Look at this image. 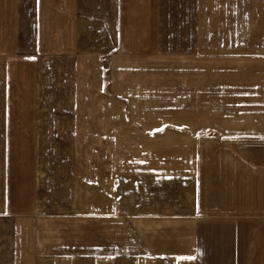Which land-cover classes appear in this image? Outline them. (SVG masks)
Instances as JSON below:
<instances>
[{
    "label": "crops",
    "instance_id": "obj_1",
    "mask_svg": "<svg viewBox=\"0 0 264 264\" xmlns=\"http://www.w3.org/2000/svg\"><path fill=\"white\" fill-rule=\"evenodd\" d=\"M59 58L144 152L80 192L27 149ZM0 264H264V0H0Z\"/></svg>",
    "mask_w": 264,
    "mask_h": 264
},
{
    "label": "rangeland",
    "instance_id": "obj_2",
    "mask_svg": "<svg viewBox=\"0 0 264 264\" xmlns=\"http://www.w3.org/2000/svg\"><path fill=\"white\" fill-rule=\"evenodd\" d=\"M104 64L107 66L108 62L105 61ZM45 65L51 67L44 68H46V72L50 68L53 80L43 86L46 91L41 93L39 98L42 107L28 110V113H30L32 117H35L37 121L36 126L28 125L27 127L31 132L34 131L32 133L34 134V140H31V142L27 144V149H30V155L35 159L36 164L38 163V165L41 166L42 172H40L39 176L46 180L50 174L51 167L56 165L57 172L51 175L57 177L59 186L65 187L67 185L69 188L74 189L75 192L77 190L80 192L79 190H84L85 187L84 184H81V177L88 176L90 181L92 180L95 182V171L97 166L113 164L123 165L128 164L130 160L134 159L139 161L140 155L144 154V152L142 149L138 148V144H135L136 141L126 142L122 140V142L119 143V139H105L102 134H106L107 138L109 125H105L104 133L103 130H101L102 132L98 134V131L94 129V127H97L96 116L98 112H102V110L107 112L109 109L106 104H101V106H105V108L102 109L97 108V106H93L91 109L88 107L92 104V97L95 99L97 97L98 101L100 99L99 94L101 93L98 94L92 91L94 89L91 85L92 82L81 86V84L85 83V78L84 80H80V83H78V91H76L77 83H75L76 76L74 69L70 66L68 67L65 59L59 58V61L55 60V63H45ZM220 66L225 65L221 64ZM107 67H105L106 83L104 93L112 95L109 90L110 80L107 76ZM161 79L163 81L166 78ZM167 79L169 83H173L170 82V78ZM81 81H83V83ZM215 81L217 82L216 84L220 86H226L233 82V78L230 75L219 74ZM211 82L214 83L212 80ZM157 94V98L154 100L161 101L160 99H162L163 93L160 92ZM209 95L214 96V92L211 94L201 93L199 98L195 99V103H199L202 106L205 105V102L209 99ZM142 96L144 97V102H146L147 95L142 94ZM221 97L222 95L217 92L216 102L220 103L222 101ZM149 101L150 98L148 93V100L144 103L147 104L148 108L141 107L137 109V111L135 110L136 114L137 112H152L159 116L161 112H163L162 110L164 109H160L159 107H149L152 103ZM139 104L144 105L143 103ZM81 105H84V108L82 107L81 109ZM126 111L127 113L129 112L128 109H126ZM112 114H115L116 117H126L124 118L126 121L134 124L129 113L124 115L122 108L120 111L114 110ZM84 115L89 117L88 123H80L81 120L79 118ZM101 127L102 124L99 125V128ZM160 160V157L154 155V163ZM96 188V186H88L87 192L89 197L92 196L93 193H96Z\"/></svg>",
    "mask_w": 264,
    "mask_h": 264
}]
</instances>
